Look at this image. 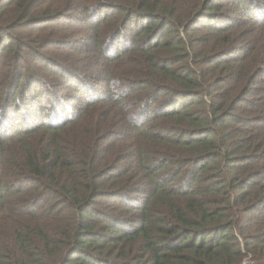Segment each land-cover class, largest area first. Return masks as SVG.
<instances>
[{
	"label": "trees",
	"instance_id": "trees-1",
	"mask_svg": "<svg viewBox=\"0 0 264 264\" xmlns=\"http://www.w3.org/2000/svg\"><path fill=\"white\" fill-rule=\"evenodd\" d=\"M0 264H264V0H0Z\"/></svg>",
	"mask_w": 264,
	"mask_h": 264
}]
</instances>
